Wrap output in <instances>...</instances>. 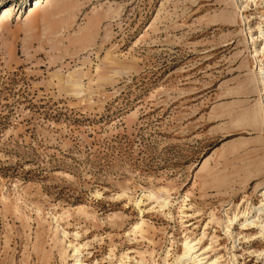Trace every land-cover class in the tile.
<instances>
[{
    "label": "rangeland",
    "instance_id": "obj_1",
    "mask_svg": "<svg viewBox=\"0 0 264 264\" xmlns=\"http://www.w3.org/2000/svg\"><path fill=\"white\" fill-rule=\"evenodd\" d=\"M237 1L0 0V264H264L226 227L264 223V0Z\"/></svg>",
    "mask_w": 264,
    "mask_h": 264
},
{
    "label": "bare ground",
    "instance_id": "obj_2",
    "mask_svg": "<svg viewBox=\"0 0 264 264\" xmlns=\"http://www.w3.org/2000/svg\"><path fill=\"white\" fill-rule=\"evenodd\" d=\"M240 2L239 7L241 9H243L244 7L242 6V2L241 0H238ZM237 1V2H238ZM254 40V38H252ZM256 54H258V50H255ZM256 69H258V74H259V83L262 85V89L264 90V66L263 63L260 62L259 66L256 67ZM263 103H264V98H263ZM263 195V199H262V204L260 207H258L256 209V211H264V192L262 193ZM252 203H247L246 207L239 210V212H233V215L227 218V222H230L229 224H226L227 227V232L228 234L231 236L232 235V231L230 230V225H232L235 221H237V219L239 218V213L243 216L246 217V221H245V226L249 225V226H256L259 228V231L257 232L260 236L258 237H263L264 238V223L263 221H256V220H249L248 216L250 213H252L254 207H252ZM236 209H239V205H236ZM235 209V210H236ZM236 210V211H237ZM260 219V218H258ZM256 235V234H255ZM254 235V236H255ZM252 237V235H251ZM197 245L195 243H191L190 240H186L184 243V251L182 254H180L177 258V260L179 261V264H189V262H192V264H215L217 263V259L213 260L212 256L207 255L204 250H201L199 252V249H197L196 247ZM235 246V245H234ZM74 253H73V258H74V262L72 264H85L82 259L80 258V252H79V248L77 246H74L73 248ZM199 252V253H197ZM262 254L264 255V252H262ZM203 256V257H202ZM235 256V254H234ZM201 257V258H200ZM121 263V262H120Z\"/></svg>",
    "mask_w": 264,
    "mask_h": 264
}]
</instances>
